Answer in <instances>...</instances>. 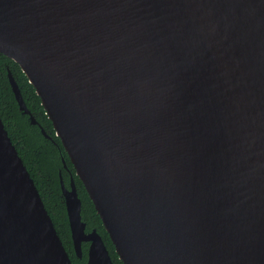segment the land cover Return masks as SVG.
Masks as SVG:
<instances>
[{
  "label": "water",
  "instance_id": "obj_1",
  "mask_svg": "<svg viewBox=\"0 0 264 264\" xmlns=\"http://www.w3.org/2000/svg\"><path fill=\"white\" fill-rule=\"evenodd\" d=\"M0 53L123 264H264V0H0ZM60 184L75 254L113 264ZM0 264H73L1 117Z\"/></svg>",
  "mask_w": 264,
  "mask_h": 264
},
{
  "label": "trees",
  "instance_id": "obj_2",
  "mask_svg": "<svg viewBox=\"0 0 264 264\" xmlns=\"http://www.w3.org/2000/svg\"><path fill=\"white\" fill-rule=\"evenodd\" d=\"M7 68L10 69L17 82L23 101L27 109L30 110V114L37 120V124H32L28 114L19 110L7 77ZM0 117L18 154L34 180L44 206L72 263L86 264L88 242L82 243V257H78L73 248L60 184V177L64 183L68 184L70 175L74 179L78 196L81 199V219L85 222V231L89 232L95 229L101 235L113 264H123L82 181L75 173L60 138L55 134L52 122L45 113L40 97L20 66L2 53H0ZM40 128H43L49 137L45 136ZM62 158L65 160L67 168L64 167Z\"/></svg>",
  "mask_w": 264,
  "mask_h": 264
},
{
  "label": "flooded vegetation",
  "instance_id": "obj_3",
  "mask_svg": "<svg viewBox=\"0 0 264 264\" xmlns=\"http://www.w3.org/2000/svg\"><path fill=\"white\" fill-rule=\"evenodd\" d=\"M27 108V107H26ZM29 111V113H30V110H28ZM32 113V112H31ZM24 114H27V113H24ZM36 120V119H35ZM32 124H37V120H36V123H32ZM64 167H66L67 168V166H64ZM74 180V179H73ZM64 185L67 187V188H69V183L67 184V183H64ZM68 185V186H67ZM87 248H88V244H87ZM81 257H82V254H81Z\"/></svg>",
  "mask_w": 264,
  "mask_h": 264
},
{
  "label": "bare ground",
  "instance_id": "obj_4",
  "mask_svg": "<svg viewBox=\"0 0 264 264\" xmlns=\"http://www.w3.org/2000/svg\"><path fill=\"white\" fill-rule=\"evenodd\" d=\"M161 166H162V168L169 169V167L167 165L165 166L164 164H162Z\"/></svg>",
  "mask_w": 264,
  "mask_h": 264
}]
</instances>
